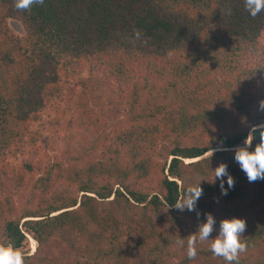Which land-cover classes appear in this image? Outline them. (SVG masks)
Returning a JSON list of instances; mask_svg holds the SVG:
<instances>
[{
    "label": "trees",
    "instance_id": "obj_1",
    "mask_svg": "<svg viewBox=\"0 0 264 264\" xmlns=\"http://www.w3.org/2000/svg\"><path fill=\"white\" fill-rule=\"evenodd\" d=\"M8 19L25 34L16 35ZM263 33L264 12L252 18L243 0H44L27 12L0 0V243L22 251L25 228L37 242L34 254L23 252L25 264H46L43 252L57 235L82 243L69 264H125L133 252L169 264L183 248L176 241L198 235L209 213L216 222L209 239L221 220L243 219L244 253L262 248L264 180L249 183L232 150L264 123L241 81L264 79ZM75 64L116 85L126 117L104 137L101 156L28 181L16 208L23 177L5 170V157L23 147L28 125L58 94L60 72ZM206 68L213 77L200 81ZM259 142L257 133L252 148ZM209 148L225 150L211 157ZM220 163L234 180L229 188L223 178L226 195L210 179ZM23 170L33 171V162ZM199 182L203 195L186 214L192 229L184 234L181 219L163 214ZM117 212L129 217L126 226ZM161 221L173 231L161 230ZM244 253L239 264H264V252Z\"/></svg>",
    "mask_w": 264,
    "mask_h": 264
},
{
    "label": "rangeland",
    "instance_id": "obj_2",
    "mask_svg": "<svg viewBox=\"0 0 264 264\" xmlns=\"http://www.w3.org/2000/svg\"><path fill=\"white\" fill-rule=\"evenodd\" d=\"M9 28L19 36H23L24 29L15 19H8ZM260 42L264 45V33ZM96 67V66H95ZM212 69L206 68L199 77L200 81H206L213 77ZM61 80L58 86V94L47 108L37 117V120L28 125L25 143L15 154L5 157V170L10 175L23 177L22 184L14 197L16 208L18 200L27 199L28 181H34L40 176L52 171L54 174L59 168L64 167L63 172L69 166H82L96 160L100 155L104 137H106L113 127H117L126 117V103L123 102V94L117 90L116 85L108 81L103 73L93 66L86 64H75L60 72ZM242 83H246L244 91L250 97L249 108L255 115H263L264 111H258V101L264 100V79L258 76H243ZM217 106V104L215 103ZM212 129V127H211ZM213 131V129H212ZM244 145H240L242 147ZM31 160L34 170L25 172L23 163ZM186 162V161H185ZM188 163V162H186ZM50 169V170H49ZM13 173V174H11ZM56 177V175H54ZM214 177V173L210 179ZM32 186V184H30ZM22 195V198L19 196ZM24 195V196H23ZM188 210L180 212L173 210L164 212L163 217L171 214L174 218L182 220L184 234H189L192 225L186 218ZM116 217L123 226L129 223V217L120 215ZM134 215L133 218H137ZM23 222V221H22ZM157 224L161 230L173 231V223L161 221ZM26 234L22 252L25 255H32L37 248V242L31 233L22 228ZM249 229L243 233L248 236ZM64 241L59 235L51 239L43 252L46 264H69L70 251L80 253L81 242L77 244ZM188 240V239H187ZM187 240L180 251V255L175 257L169 264H220L210 251L211 241L197 242V256L195 259H188L186 254ZM264 252L263 247L253 253H244L243 256H253ZM181 261H183L181 263ZM187 261V262H186ZM139 252L130 253L125 264H148Z\"/></svg>",
    "mask_w": 264,
    "mask_h": 264
},
{
    "label": "clouds",
    "instance_id": "obj_3",
    "mask_svg": "<svg viewBox=\"0 0 264 264\" xmlns=\"http://www.w3.org/2000/svg\"><path fill=\"white\" fill-rule=\"evenodd\" d=\"M244 8L252 18L257 17L264 12V0H243ZM44 0H14V6L18 11H30L35 5H43ZM226 14L231 15V9H226ZM134 35L140 38V32L137 30ZM258 111H264V100L258 101ZM259 134L260 142L252 148V141L256 134ZM251 137V139H250ZM252 148L250 151L249 149ZM225 149L209 148L211 157L216 151ZM233 151V159L245 173L249 183L258 180H264V123L253 126L244 146L236 147ZM227 164L220 163L214 170V180H220L221 194L226 195L224 188V179L227 178L229 188L234 186V180L227 171ZM202 181V180H201ZM200 181V182H201ZM200 182L189 186L182 193L180 200L171 205L174 209L183 212L184 210L196 211V205L199 198L203 195V189ZM199 216V212H197ZM215 220L209 213L205 214V222L198 227L196 233L188 236L186 254L188 259H195L197 256V242L211 241L210 251L213 256L222 258L226 264H239L240 254L247 251V244L243 241V233L246 231V221L243 219L232 218L231 220H221L219 223L218 235L214 239H209L214 228ZM177 245L184 247L183 239L176 241ZM0 264H25L24 253L16 248L12 243H0Z\"/></svg>",
    "mask_w": 264,
    "mask_h": 264
},
{
    "label": "bare ground",
    "instance_id": "obj_4",
    "mask_svg": "<svg viewBox=\"0 0 264 264\" xmlns=\"http://www.w3.org/2000/svg\"><path fill=\"white\" fill-rule=\"evenodd\" d=\"M191 161H193V160H186V162H191Z\"/></svg>",
    "mask_w": 264,
    "mask_h": 264
}]
</instances>
